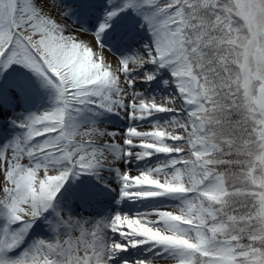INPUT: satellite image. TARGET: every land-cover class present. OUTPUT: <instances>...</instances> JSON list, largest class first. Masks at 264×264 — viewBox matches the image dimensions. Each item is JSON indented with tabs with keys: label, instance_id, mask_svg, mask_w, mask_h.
<instances>
[{
	"label": "snow or ice",
	"instance_id": "snow-or-ice-1",
	"mask_svg": "<svg viewBox=\"0 0 264 264\" xmlns=\"http://www.w3.org/2000/svg\"><path fill=\"white\" fill-rule=\"evenodd\" d=\"M5 82L0 264H264V0H0Z\"/></svg>",
	"mask_w": 264,
	"mask_h": 264
},
{
	"label": "rangeland",
	"instance_id": "rangeland-1",
	"mask_svg": "<svg viewBox=\"0 0 264 264\" xmlns=\"http://www.w3.org/2000/svg\"><path fill=\"white\" fill-rule=\"evenodd\" d=\"M6 122H8V120Z\"/></svg>",
	"mask_w": 264,
	"mask_h": 264
},
{
	"label": "bare ground",
	"instance_id": "bare-ground-1",
	"mask_svg": "<svg viewBox=\"0 0 264 264\" xmlns=\"http://www.w3.org/2000/svg\"><path fill=\"white\" fill-rule=\"evenodd\" d=\"M111 126V125H110Z\"/></svg>",
	"mask_w": 264,
	"mask_h": 264
}]
</instances>
